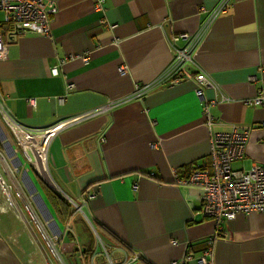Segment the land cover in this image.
<instances>
[{
    "label": "crops",
    "instance_id": "1",
    "mask_svg": "<svg viewBox=\"0 0 264 264\" xmlns=\"http://www.w3.org/2000/svg\"><path fill=\"white\" fill-rule=\"evenodd\" d=\"M52 1L48 36L4 38L0 96L33 128L97 111L47 145V183L69 202L67 217L0 116V264H108L107 256L115 264H196L218 230L213 264H264V211L224 219L216 230L200 210V189L182 184L194 167L209 166L212 133L233 127L250 131L232 166L264 164V111L244 103L264 84V0H230L212 20L218 0H104L103 13L94 0ZM183 32L195 39L193 63L169 83L170 39ZM197 72L211 83L201 98Z\"/></svg>",
    "mask_w": 264,
    "mask_h": 264
},
{
    "label": "built area",
    "instance_id": "2",
    "mask_svg": "<svg viewBox=\"0 0 264 264\" xmlns=\"http://www.w3.org/2000/svg\"><path fill=\"white\" fill-rule=\"evenodd\" d=\"M230 0H218L216 5L209 11V19L212 20L218 14L225 12ZM94 9L99 13L105 10L104 0H94ZM201 10H204L201 7ZM55 11L52 0H0V59L5 57L6 43L4 38H11L20 32H30L37 35L48 36L50 33V16ZM181 41V45L176 43ZM172 46V58L167 71L169 83L187 77V65L193 63L195 53V39L188 33L172 35L170 39ZM86 59V56H82ZM125 72V67H120ZM52 74L57 73L56 66L51 69ZM197 86L195 94L202 97L203 86L210 85L207 77L202 72L194 75ZM255 75H250L248 80L254 82ZM71 87V85H69ZM147 86H137L133 97H141ZM214 102V101H211ZM247 105L258 106L264 111V84L259 86L255 94L244 101ZM33 105V100H30ZM207 103L203 104V113L207 123H210V115L207 110ZM104 105L99 110L107 108ZM88 111L83 114L58 118L50 125L42 128L28 127L17 120L6 107L3 97L0 96V116L7 126L14 132L20 143L27 151L36 170L46 182L51 183V176L46 162L47 145L53 135L64 126L77 122L88 115L96 112ZM264 126V119L261 122ZM249 127H233L228 132H213L211 135L209 166L194 167L183 185H191L200 189L201 200L200 210L204 215L214 219L216 230L220 223L225 220H232L238 215L250 212L264 211V164L252 165L249 169H237L232 166L234 161L241 159L246 150V142ZM35 144L37 147H45V165L47 170L39 164V158L29 150V146ZM1 162V159H0ZM6 183L0 174V193L6 195ZM3 209L0 207V211ZM219 230L207 239V246L203 253L194 261L196 264H213L212 242L219 236ZM138 259L137 254L130 257V261ZM108 264H115L107 256ZM171 264H183L172 262Z\"/></svg>",
    "mask_w": 264,
    "mask_h": 264
},
{
    "label": "trees",
    "instance_id": "3",
    "mask_svg": "<svg viewBox=\"0 0 264 264\" xmlns=\"http://www.w3.org/2000/svg\"><path fill=\"white\" fill-rule=\"evenodd\" d=\"M35 175L38 177L40 182L42 183V186L45 188L46 193L50 199V201L53 203L55 209L58 211V213L62 217H67L68 215V209L70 207L69 202L64 199L59 193H57L39 174V172L34 168Z\"/></svg>",
    "mask_w": 264,
    "mask_h": 264
},
{
    "label": "bare ground",
    "instance_id": "4",
    "mask_svg": "<svg viewBox=\"0 0 264 264\" xmlns=\"http://www.w3.org/2000/svg\"><path fill=\"white\" fill-rule=\"evenodd\" d=\"M29 150L32 151L35 156L39 158V164L43 169L46 170V165H45V147H37L35 144H32L29 146ZM5 198V197H4ZM9 201V200H8ZM2 213V212H0ZM16 214V213H15ZM22 228V226L20 227ZM8 235V234H7ZM10 236V235H9ZM16 238V237H15ZM19 240V239H18ZM27 240V239H26ZM13 241V240H12ZM15 242V241H14ZM21 243V239H20ZM26 243V242H25ZM22 245V244H21ZM31 248V247H30ZM30 251V250H29ZM30 254V253H29ZM28 259V258H27Z\"/></svg>",
    "mask_w": 264,
    "mask_h": 264
},
{
    "label": "rangeland",
    "instance_id": "5",
    "mask_svg": "<svg viewBox=\"0 0 264 264\" xmlns=\"http://www.w3.org/2000/svg\"><path fill=\"white\" fill-rule=\"evenodd\" d=\"M103 249V248H102Z\"/></svg>",
    "mask_w": 264,
    "mask_h": 264
}]
</instances>
